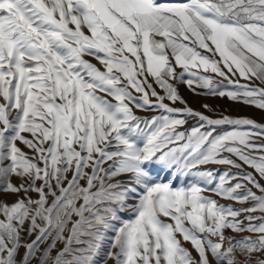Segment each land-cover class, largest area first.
Returning <instances> with one entry per match:
<instances>
[{
    "label": "snow or ice",
    "instance_id": "1",
    "mask_svg": "<svg viewBox=\"0 0 264 264\" xmlns=\"http://www.w3.org/2000/svg\"><path fill=\"white\" fill-rule=\"evenodd\" d=\"M177 84L264 110V0H0V264H264V123Z\"/></svg>",
    "mask_w": 264,
    "mask_h": 264
},
{
    "label": "rangeland",
    "instance_id": "2",
    "mask_svg": "<svg viewBox=\"0 0 264 264\" xmlns=\"http://www.w3.org/2000/svg\"><path fill=\"white\" fill-rule=\"evenodd\" d=\"M86 59H91L90 57H85ZM93 63H96L95 60H92ZM241 83H244L245 81L241 80ZM155 87V85H154ZM178 90L180 94L183 96V98L188 102V105L196 110L204 111L205 114L211 115V116H218L220 114H226L230 115L233 118H250L256 121L257 123H264V110H260L255 108L254 106H248L243 104H237L233 103L227 98L221 99L219 97H211V96H205V95H193V93L187 88V86L183 84H177ZM159 91V89H157ZM197 91L202 92L203 90L197 89ZM207 103L210 105L211 111H207L201 107L202 104ZM176 107H183L182 105L176 104ZM146 113L137 112V115H145ZM190 123H195V121H190ZM182 130V129H181ZM25 151H28L25 149ZM207 167L212 168H218L220 170L226 169L228 166L226 165H209ZM235 171V169H233ZM251 171V169H249ZM162 178L166 179V176L164 173H161ZM13 182H17L15 178H13ZM255 191V189H253ZM207 194V193H205ZM259 194V193H257ZM6 201L10 204L12 203L16 198L14 196L6 197ZM216 199L221 204L229 203L228 201L221 199L219 197H216ZM235 207H239V204H234ZM259 213H256L258 215ZM122 215L125 218H128L129 213L125 212L122 213ZM231 234V233H229ZM184 247L188 248L190 251L191 245L188 243H184ZM104 251H107V246H105ZM193 255H195V252L193 251ZM99 259H103V256H101ZM108 264H113L111 260L108 261Z\"/></svg>",
    "mask_w": 264,
    "mask_h": 264
}]
</instances>
